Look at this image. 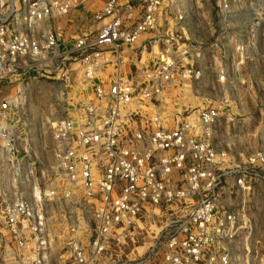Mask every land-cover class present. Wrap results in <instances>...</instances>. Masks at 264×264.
<instances>
[{
    "label": "built area",
    "instance_id": "2783aa9c",
    "mask_svg": "<svg viewBox=\"0 0 264 264\" xmlns=\"http://www.w3.org/2000/svg\"><path fill=\"white\" fill-rule=\"evenodd\" d=\"M171 2L106 0L91 14L97 28L66 46L56 23L72 22L81 0H0L1 87L56 74L67 101L76 98L67 91L73 85L89 97L68 103L54 123L46 171L19 159L27 152L12 122L16 107L1 98V165L15 182L1 192L9 196L1 264H57V242L67 251L63 264H232L250 256L252 232L245 236L232 199L264 180V154L231 161L225 113L210 103L227 100L212 93L215 84L239 82L245 47L231 52L232 32L239 41L252 33L243 20L214 40L187 38L194 16L177 5L175 34L163 35ZM230 5L220 4L226 21L239 15ZM187 91L203 106L165 107L168 94L180 102Z\"/></svg>",
    "mask_w": 264,
    "mask_h": 264
},
{
    "label": "rangeland",
    "instance_id": "374dc122",
    "mask_svg": "<svg viewBox=\"0 0 264 264\" xmlns=\"http://www.w3.org/2000/svg\"><path fill=\"white\" fill-rule=\"evenodd\" d=\"M105 1L85 0V3L75 10V14L69 16L73 21H67L68 24L65 29L69 33L67 39L71 43L72 38H75L82 31L97 28L93 22H89L91 14L92 11L102 8ZM222 1L172 0L169 7L175 11L163 18L159 30L163 35L175 34L178 25L174 18L175 6L177 5L189 8L194 16V22L191 19L186 21L187 38L193 39L194 34L197 33L200 39L214 40L222 35L225 27L231 30L233 25L241 26L242 21H245L247 26L244 29L245 32L252 34L248 35L247 40L239 41V37H236L232 32L230 38H233V42L229 43L233 53L232 47H235V43L241 42L242 46L245 47L243 64L236 74L239 82L229 86L215 84L212 93L215 95L222 94L223 98L227 100H214L210 103L220 107L225 113L222 118L221 137L225 141L230 160L238 164L246 162L252 155L264 154V36L261 37L264 31V0H229L231 2L230 12L239 13V15L227 21L221 13L220 4ZM87 15L89 17H86ZM80 16H84L86 20H81ZM160 45V47H164L162 44ZM31 77L33 78V74ZM51 77L54 79L38 83L35 80L27 81L28 85L25 83L22 87L19 85L1 87L0 85V101L1 98L10 97L16 107L15 114L12 115V122L18 123L17 127L20 134L18 142L23 145V150L27 152L22 151L19 159H23V163L27 164L35 161L37 170L43 169L44 171L53 166L51 147L54 123L65 116L68 103H73L76 99L89 98L85 91L82 94L79 92L80 86L73 85L74 87H68L67 91L70 98L71 96H76V98L73 97L67 101V96L64 94L66 92L65 86L56 79V74ZM186 93H182V97H185H181L180 102H176L174 98L177 92L168 94L169 99L165 101V107L171 110L179 109L186 104L197 107L203 106V102L200 100L189 97L190 92L187 91ZM230 96H237V99H232ZM1 153L0 139V243L2 235L8 239L5 229L1 226V204H3L2 200H9V196L2 199L1 192L4 190L6 181H9L11 186L15 184L8 172L9 166L4 163L1 165L4 158ZM232 202L234 207L240 211L242 219L240 225L247 227L245 236L249 230L252 232L247 243L251 252L250 256L232 264H264V180L254 182L250 189L244 191L242 198L232 199ZM61 221L57 217V223L52 225L53 231L58 235L64 231V225H59ZM66 252L60 242H57L52 250V256L57 259V264L64 263L66 257L60 259V256ZM6 264L10 263L7 262Z\"/></svg>",
    "mask_w": 264,
    "mask_h": 264
},
{
    "label": "crops",
    "instance_id": "0c3cea01",
    "mask_svg": "<svg viewBox=\"0 0 264 264\" xmlns=\"http://www.w3.org/2000/svg\"><path fill=\"white\" fill-rule=\"evenodd\" d=\"M82 4L85 3V0H81ZM75 12V11H74ZM73 12V13H74ZM72 13V15H73ZM75 14V13H74ZM64 20V21H62ZM62 20H57L56 26L59 29V31L61 32L62 36H63V40L65 41V45L68 46L69 44H71V41L69 39H67L69 33L68 31H66L65 27L67 26V20L68 19H62ZM66 21V22H65ZM63 24V25H62ZM70 38V37H69ZM0 253H1V243H0ZM0 264H1V254H0Z\"/></svg>",
    "mask_w": 264,
    "mask_h": 264
}]
</instances>
